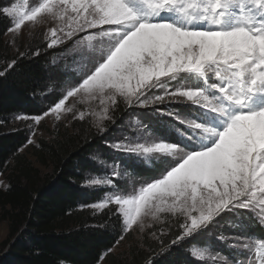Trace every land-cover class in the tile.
<instances>
[{"label": "snow or ice", "instance_id": "snow-or-ice-1", "mask_svg": "<svg viewBox=\"0 0 264 264\" xmlns=\"http://www.w3.org/2000/svg\"><path fill=\"white\" fill-rule=\"evenodd\" d=\"M37 4L30 10L13 4L0 14L12 18L10 31L26 22L49 23L47 48L71 50L74 68L57 102L33 117L34 123L50 114L59 120L62 112L77 118L75 106L66 107V101L80 96L103 105L104 115L92 113L98 116L100 139L107 136L104 121L113 122L107 113L119 106L118 98L129 108L145 109L151 124L138 121V130L124 135L126 143L106 146L121 150L133 169L157 162L155 176L139 179L138 189L123 180H91L97 188L114 190L96 207L111 204L124 231L143 230L142 215L182 217L170 244L196 241L203 246L194 244L190 252L200 261L212 255L213 229L225 216H235L230 225L238 231L218 236L235 255L217 252L219 264H264V0ZM20 55L39 56L40 49ZM16 65V60L6 63L0 78ZM85 117L79 111L78 118ZM111 175L128 173L112 170ZM253 226L260 232L247 231Z\"/></svg>", "mask_w": 264, "mask_h": 264}, {"label": "trees", "instance_id": "trees-1", "mask_svg": "<svg viewBox=\"0 0 264 264\" xmlns=\"http://www.w3.org/2000/svg\"><path fill=\"white\" fill-rule=\"evenodd\" d=\"M4 7L6 0H0V13ZM10 25V18L0 14V61H17L15 70L0 78V174L8 183L0 189V221L8 225L0 264H191L190 241L170 244L181 219L167 224L159 239L147 235L124 252L112 251L121 235L130 242L133 236L123 230V218L117 220L111 204L101 210L91 207L99 196L87 186L96 169L90 155L103 139L87 122H77L73 130H51V139L31 146L34 160L21 152L28 132L13 128L10 119L46 111L48 70L55 52L44 48L39 56H11L4 38ZM41 41L35 39L26 53L36 51ZM124 111L119 108L117 117ZM164 245L171 251L162 253Z\"/></svg>", "mask_w": 264, "mask_h": 264}, {"label": "rangeland", "instance_id": "rangeland-1", "mask_svg": "<svg viewBox=\"0 0 264 264\" xmlns=\"http://www.w3.org/2000/svg\"><path fill=\"white\" fill-rule=\"evenodd\" d=\"M42 2V0H39ZM13 4H20L25 6L28 10L33 6H38L37 0H6V7H10ZM10 18V17H9ZM11 25L10 28H13V20L10 18ZM51 26L49 23H36L26 22L25 25L21 27L19 31H10L8 30L5 34V41L7 42L11 56L21 57V53H26L29 48V44L32 43L35 39L42 40V45L39 46L40 43L37 44V47L40 50L52 49L55 54L51 59V63L48 70L49 80L47 83V92L45 97L46 111L52 106L55 102H57L60 93L64 91L66 85H64L63 81L66 76H72L73 72L71 71L74 68V63L72 57L69 53H66L63 50L62 45H58L54 48H47L48 41L46 39L47 29ZM46 45V47H45ZM53 60L56 63H53ZM7 62L4 60L0 61V71H3V68ZM159 94V93H158ZM118 107L113 106L109 108V112L107 115L111 117L112 123H109L107 119H105L104 124L108 129L107 136L103 139V145L100 146L99 150H94L90 155L92 161L95 163V170L89 175L88 185L90 189H94L98 192V201L93 204L91 207L96 210H101L96 207V205L100 202H103L104 199H107L109 196H112L114 190L111 186H103L97 188L90 184V181L93 179H113L114 183L117 180L126 181L130 186L134 185L137 189L141 186L139 183V179H150L155 176V172L153 169L156 167L157 162L153 161H145L142 167L133 169L129 166V161L121 155V150H115L114 147H108V145H115L117 143L123 144L127 141L123 138L124 135L132 136L133 132L138 130L140 125L136 122L140 121L144 125H148L151 128V124L148 119L145 118L146 110L143 108H129L123 104V102L118 98ZM74 105V112L77 118H73L72 113L62 112L59 120L54 115H48L44 117L40 121L39 124H35L33 117H28L24 115H13L10 119L11 126L13 128H24L28 132V140L27 144L22 148L21 152L26 153L28 157L32 160L34 158L31 156V146L38 144L41 139H51L50 131L55 128H68L73 130L74 125L77 122H87L91 129L97 132L95 127V122L98 116L92 115V113H97L99 115H104L103 113V105L100 104L98 99L91 100L86 97H72L66 101V107ZM119 108H125L124 114L119 115L117 117L116 112ZM79 111H84L86 113L85 120H80L78 118ZM19 117V118H17ZM117 117V118H116ZM131 129L132 131H129ZM156 131V129H152ZM183 131V129H181ZM157 135H164L163 131H157ZM29 140L32 142L29 143ZM103 161V164L100 163ZM112 170L116 171H127V176L121 177H113L111 175ZM8 187L7 180L4 174H0V189H6ZM110 205V204H109ZM245 217V222L248 223L249 217L248 214H243ZM176 219H181L182 217H177L169 213H160L158 217L153 218L151 216H143V230H141L137 226H133L132 230L125 231L131 232L133 236V240L127 241L125 238L119 240L112 251L116 254L126 251L131 243H141L145 236H149L152 239H159V237L165 233L164 227L167 224L174 222ZM183 222V220H182ZM230 222H237V217L235 216H225L220 224L217 225L215 229H213V234L211 236L212 241V255L206 256L205 261H200L197 257H193L190 252V248L195 244L197 246H203L197 244L196 241L190 240L189 247V257L188 260L191 264H219V257L216 256V253H220L221 255H235L234 250L229 249L225 242H222L218 239L219 235H229L234 231H238V229H234ZM247 231L259 233L260 229L258 227L248 228ZM8 233V225L6 221H0V250H1V242L7 237ZM155 234V235H153ZM252 252L253 258L255 257L254 249L250 250ZM247 255V253H244ZM98 264H106L103 260H101Z\"/></svg>", "mask_w": 264, "mask_h": 264}]
</instances>
